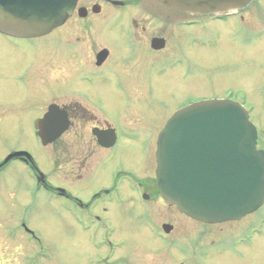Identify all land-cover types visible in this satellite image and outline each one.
<instances>
[{"label":"rangeland","instance_id":"374dc122","mask_svg":"<svg viewBox=\"0 0 264 264\" xmlns=\"http://www.w3.org/2000/svg\"><path fill=\"white\" fill-rule=\"evenodd\" d=\"M139 6L149 7L143 2ZM256 7H260L263 15L256 14L253 18L248 16L243 23H240L237 17L227 23L215 24L204 19L201 25L182 28L177 25V17L174 15L168 18V24L165 25L160 24L161 19H154L152 22L160 24L158 26H165L164 32L172 47L167 57L162 54L163 59L152 60L150 71L144 77L145 83L152 86L146 95L150 104L136 105L150 107L128 110L115 104L112 106L115 109L108 113L110 120L119 124L125 119L126 123L152 136L163 128V119L190 98L211 96L213 93L223 95L221 93L226 88L237 92L246 91L250 101L259 106L258 99L264 101V29L252 30L264 26V0L257 1L252 9ZM137 9L144 11L140 7ZM135 13L137 17L141 14ZM156 14L164 18L159 12ZM224 28L233 29L230 36H225L224 33L227 44L228 38L232 39L230 48L223 43L218 47L202 46L200 41L208 39L215 30L216 35L220 36V39L223 38L221 32H224ZM240 31L248 32V39L254 43L247 42L248 47L237 51L242 41L241 36L236 33ZM1 38L0 36V40ZM180 38L193 39L195 46L188 51L192 58L183 55V66H180L173 56L179 52L177 46ZM239 53H244L243 57L239 58ZM139 96L137 94L136 98ZM63 98L64 96H61L58 100L62 102ZM19 99L21 95L7 88V91L0 92V109L2 102L16 104ZM115 99L121 101L122 97L118 95ZM155 101L163 102V106L157 111L154 108ZM253 115L256 126L258 125L262 132L259 148L264 149V107L255 108ZM162 117L164 118L159 121ZM7 124L10 123L0 122L2 138H8L7 132L9 133L10 129ZM73 138L69 131L56 141L51 149L50 146L41 147L35 143L30 131L29 134H22L18 141L9 140L7 144H3L0 137V161L8 151L15 148H31L39 165L46 168L47 173H52H49L51 182L68 187L74 193H87L88 196L95 188L84 191L85 187L96 184V181L89 184L91 178L88 175L91 176V172L103 165L102 162L107 161L108 155L100 151L88 128L83 127L82 139L78 142L80 144L77 145V140ZM151 139L143 138L148 148ZM70 141L75 145L66 156L63 147ZM155 142L154 146L151 144V150H155ZM142 143V140L123 142L119 147L118 166L137 177L152 175L158 184L156 151H152L151 157L147 156L146 151H140ZM124 151H130V155L133 154L132 159L125 155ZM15 175L18 179L13 180H17L19 185L14 184V181L6 183L0 175V264H264V206L237 221L223 222L215 226L203 225L181 216L176 211V205L170 206L162 195L150 203L141 205L135 195L124 189L121 190L120 205L105 204L98 210L109 222L108 229H102L97 224L76 225L66 216L59 217L60 211L55 203L47 201V195L42 192L35 194L36 208L27 211L26 207L31 202L28 193L31 184L22 172L17 171L13 177ZM109 184L104 183L103 186L107 187ZM23 209V218L36 232L38 241L24 232L16 233L19 236H15V225L22 217ZM51 212L55 218H52ZM149 218L161 225L165 223L174 227V237H170L168 241L162 240L145 224ZM261 218L263 222L260 223V230L256 234L251 225H257L256 222H260ZM86 225L90 226L89 231L81 230ZM241 236L246 238L247 242H242ZM253 246L254 248H251ZM232 247L236 248L233 249V256L228 250Z\"/></svg>","mask_w":264,"mask_h":264},{"label":"flooded vegetation","instance_id":"af4514ba","mask_svg":"<svg viewBox=\"0 0 264 264\" xmlns=\"http://www.w3.org/2000/svg\"><path fill=\"white\" fill-rule=\"evenodd\" d=\"M257 1L262 0H255L236 14L206 16L178 12L163 6L156 0H77L72 14L67 17L66 21L42 37L17 38L0 33L2 37L0 40V92L7 91L8 88L21 95V99L16 104L1 103L0 122L10 123L7 124L10 129V132H7L8 138L0 136L1 142L7 144L9 140L18 141L22 134H29L30 131L35 143L41 147L50 146L51 148L63 135L71 131L78 145L80 144L78 142H81L84 127L89 129L100 151L108 155L107 161L102 162L103 165L91 172V176L88 175L91 178L89 184L92 181H96V184L85 187L84 191L95 188L87 196V193L86 195L74 193L68 187L51 182L49 177L52 173L50 171V174L47 173L46 168L39 165L33 149L19 147L8 151L0 161V175L6 183L14 181V184H18L17 180H13L16 175L15 177L13 175L17 171L23 173L31 184L28 188L31 202L26 210L36 208L35 194L42 192L47 195V201L55 203L54 205L60 211L59 217L66 216L76 225L89 221L91 223L102 222L109 226L107 219L98 210L105 204L120 205L121 190L126 189L135 195L137 202L141 205L152 202L154 198H159L158 184L155 183L152 175L137 177L130 171L120 169L118 154L123 142L142 140L140 151H146L147 156L151 157L152 151H156V147L155 150L154 148L151 150V144L154 146V141H156L155 144L157 143V134L159 135L160 132L157 131L151 139L150 134L146 135L140 128L126 123L125 119L122 123L115 124L108 117V113L115 109L112 107L115 104L122 105L128 110H142L150 107L144 106L150 104L146 95L152 86L145 83L144 77L150 71L152 60L163 59L162 54L167 57L172 47L165 35V26L158 25L168 24V18L172 15L177 17V25L182 28L201 25L204 19L215 24L227 23L237 17L240 23H243L248 16L253 18L256 14L263 15L260 7L252 9ZM142 2L147 3L149 7L139 6ZM138 7L144 11H139ZM135 12H141V14L137 17ZM158 12L164 18L159 17L156 14ZM154 19H161L162 22L154 23L152 22ZM262 29L264 26L252 31ZM232 30L224 28V32H221L223 35L221 39L216 35L215 30L208 39L198 41L202 43V46L218 47L223 43L230 48L232 39L230 37L226 39L229 42L227 44L224 33L225 36L228 34L230 36ZM242 32L236 33L241 36L242 41L240 47L235 48L237 51L248 47L247 42L254 43L248 39V32ZM178 41L180 42L177 46L179 52L172 55L179 65L183 66L184 56L191 57L188 51L195 47L194 40L180 38ZM239 55L241 58L244 53L243 55L239 53ZM156 75L161 74L156 73ZM137 94L140 95L138 99ZM221 94L223 95L213 93L212 98L217 96L231 99L249 110L264 107V101L258 99L259 106H257L255 102L250 101L248 93L244 90L237 92L232 88H226ZM118 95L122 97L121 101L115 99ZM61 96H64L62 102L58 100ZM209 98L211 96L190 98L179 108ZM154 106L157 111L163 106V102L155 101ZM252 116L254 119L253 113ZM166 121L167 118L163 119V125ZM60 126H65L64 132L56 138L57 127ZM261 134L258 126V148ZM148 137L151 139L149 148L143 140ZM75 143L70 141L64 144L63 153L66 156L71 153ZM123 153L132 159L133 154L130 155V151ZM135 153L137 154L138 151ZM9 156L11 158L6 160ZM104 183L110 184L104 187ZM176 211L198 224L219 225L198 222L181 213L177 208ZM23 215L24 209L22 217L15 225L16 232H19L20 226L29 225ZM51 216L55 218L52 212ZM145 224L150 226L152 232L159 237H174V227L165 223L161 225L151 218ZM27 233L30 232L27 231ZM223 249L220 248V250ZM233 249L236 248L228 249L232 256L235 253Z\"/></svg>","mask_w":264,"mask_h":264},{"label":"water","instance_id":"95a60500","mask_svg":"<svg viewBox=\"0 0 264 264\" xmlns=\"http://www.w3.org/2000/svg\"><path fill=\"white\" fill-rule=\"evenodd\" d=\"M77 0H0V31L39 37L61 25ZM189 14L237 13L254 0H157ZM160 194L190 217L238 220L264 202V151L248 115L230 101L178 111L157 142Z\"/></svg>","mask_w":264,"mask_h":264},{"label":"bare ground","instance_id":"6f19581e","mask_svg":"<svg viewBox=\"0 0 264 264\" xmlns=\"http://www.w3.org/2000/svg\"><path fill=\"white\" fill-rule=\"evenodd\" d=\"M255 110V109H254ZM244 225V224H243ZM261 234H263V233H261Z\"/></svg>","mask_w":264,"mask_h":264}]
</instances>
